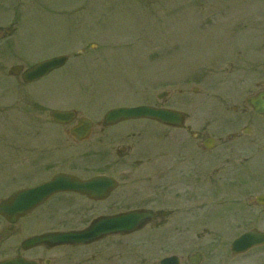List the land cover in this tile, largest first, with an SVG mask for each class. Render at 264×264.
Returning <instances> with one entry per match:
<instances>
[{
	"label": "rangeland",
	"instance_id": "1",
	"mask_svg": "<svg viewBox=\"0 0 264 264\" xmlns=\"http://www.w3.org/2000/svg\"><path fill=\"white\" fill-rule=\"evenodd\" d=\"M6 28L12 29L9 35ZM0 33L1 201L51 171L70 165L101 171L107 161L117 164L115 149L122 141L104 134L158 128L136 119L100 132L109 108L181 102L196 119L217 118L216 96L232 95V77L244 76L247 60L252 79L259 77L264 0H0ZM237 47L242 48L240 55ZM59 54L69 56L67 63L37 82L24 85L9 74L14 64L26 67ZM179 88L186 93L179 95ZM162 91L167 95L157 98ZM54 109H75L78 116L90 118L89 139L75 142L68 125L52 122ZM97 140L103 143L96 146ZM119 166L114 175L121 174ZM128 174L135 175V170ZM162 200L159 206L166 209ZM183 219L179 215L150 233L120 238L124 257L137 255L140 264H149L155 256L158 264L176 254L186 264V256L199 246L190 240L197 231L180 230ZM238 234L232 232V239ZM220 249H200L205 255L201 264L218 261ZM249 255L236 258L244 262Z\"/></svg>",
	"mask_w": 264,
	"mask_h": 264
},
{
	"label": "flooded vegetation",
	"instance_id": "2",
	"mask_svg": "<svg viewBox=\"0 0 264 264\" xmlns=\"http://www.w3.org/2000/svg\"><path fill=\"white\" fill-rule=\"evenodd\" d=\"M251 67L248 61L243 69L244 76L234 80L232 77L229 85L232 95L216 96L220 113L213 115L217 118L201 116L196 119L181 102L178 106L155 103L151 105L181 112L182 126L151 120L158 125L153 132L131 128L117 134H104L108 139L117 136L122 141L115 149L121 174H113L117 164L109 161L101 171L90 172L87 167L76 165L51 171L39 182L63 172L82 180L105 174L115 184L110 190L104 184L96 186L97 190H107L104 198L63 191L53 194L14 222L0 216V262L140 264L137 255L125 261V251L119 241L123 236L119 235L76 245H32L26 240L48 231L81 229L99 215L146 207L154 211L150 227L163 226L169 219L183 215L180 230L197 231L195 240H190L196 241L199 249L186 256V264H191V255L196 252L202 254L198 262L201 264L205 255L200 249L206 246L222 248L216 252L218 261L206 264H264V244L245 253L250 255L244 262L238 261L230 248L232 232H264V110H255L258 108L255 98L263 94L264 100V63L256 79H252ZM197 90L192 88L194 92ZM183 92L182 88L177 89L179 95ZM104 129L106 127L99 130L103 132ZM98 140L96 146L103 143L99 144ZM104 153L101 156H105ZM132 168L135 175L128 174ZM162 198L168 205L166 209L159 206ZM149 264H156L155 256L149 259Z\"/></svg>",
	"mask_w": 264,
	"mask_h": 264
},
{
	"label": "water",
	"instance_id": "3",
	"mask_svg": "<svg viewBox=\"0 0 264 264\" xmlns=\"http://www.w3.org/2000/svg\"><path fill=\"white\" fill-rule=\"evenodd\" d=\"M66 60V55H59L39 61L22 72V80L25 83L38 80L50 71L61 67ZM19 69V66H13L11 68L14 73H17ZM257 110L262 111L264 107L262 106ZM52 117L57 123L63 124L73 119L74 112L54 110L52 112ZM143 117L169 124H177L181 120V115L175 111L163 108L157 109L149 106H136L113 108L107 111L103 118V124L108 125L121 120ZM89 131L90 121L84 118L79 119L78 124L71 129V133L77 139L85 138ZM102 184L110 186V188L113 186V182L107 180L103 176H98L88 181H82L74 176L58 173L50 181L14 192L9 198L0 203V214L8 220L14 221L17 217L25 214L37 204L44 201L51 194L64 190L77 191L89 196H104L96 189V186ZM105 192H107V190ZM152 216V212L148 210H130L113 216L99 217L81 231L46 233L31 239L29 242H52V244L62 242L72 244L89 243L108 234L127 233L136 230L144 223L148 222ZM261 242H264L263 233H245L232 243V251H244L250 246ZM176 262L175 258H167L162 261V264H176ZM0 264H6V262Z\"/></svg>",
	"mask_w": 264,
	"mask_h": 264
}]
</instances>
